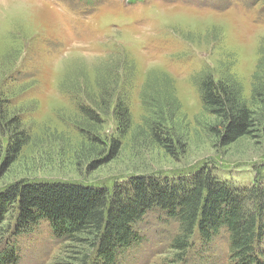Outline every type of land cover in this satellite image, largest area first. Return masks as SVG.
<instances>
[{
  "label": "rangeland",
  "instance_id": "rangeland-1",
  "mask_svg": "<svg viewBox=\"0 0 264 264\" xmlns=\"http://www.w3.org/2000/svg\"><path fill=\"white\" fill-rule=\"evenodd\" d=\"M2 1L0 103L29 141L11 161V130L0 132V191L21 181L102 185L155 174L191 182L204 166L242 188L264 174L263 128L223 145L198 86L204 70L216 79L229 73L251 100L264 0H19L22 10ZM163 74L180 104L166 147L165 134L159 139L148 127L141 95ZM129 77L131 126L122 131L114 109ZM13 217L14 210L0 225V256L13 249L11 264H76L71 242L48 220L16 235ZM138 229L142 239L117 264H236L226 227L208 242L196 231L180 256L171 245L181 233L177 220L153 211Z\"/></svg>",
  "mask_w": 264,
  "mask_h": 264
},
{
  "label": "trees",
  "instance_id": "trees-1",
  "mask_svg": "<svg viewBox=\"0 0 264 264\" xmlns=\"http://www.w3.org/2000/svg\"><path fill=\"white\" fill-rule=\"evenodd\" d=\"M261 55L251 100L243 97V88L234 81V75L228 73L216 79L212 71L199 74L203 108L218 121L212 129L223 145L251 135L257 127L264 131V50ZM129 81L130 77L114 109L122 131L131 126L132 91L126 89L132 87ZM141 95L151 114L146 119L148 127L159 139L165 134V139L160 140L164 147L172 144L170 122L180 108L173 81L166 74L149 78ZM2 106L0 103V132L5 135L8 127L11 130V141L5 150L13 152V161L29 136L20 120L9 119ZM88 113L94 116L92 110ZM4 156L7 159V153ZM263 179V172L258 171L252 185L237 188L204 166L191 182L172 181L163 174L136 175L102 185L21 181L0 191V225L12 210L16 235L48 220L59 239L71 242L69 251L76 264H117L119 257L142 239L138 228L147 215L157 211L179 224L181 233L171 244L178 256L189 252L196 231L208 242L221 227H226L231 259L236 264H264ZM14 257V250L9 249L0 256V264L14 263Z\"/></svg>",
  "mask_w": 264,
  "mask_h": 264
},
{
  "label": "bare ground",
  "instance_id": "bare-ground-1",
  "mask_svg": "<svg viewBox=\"0 0 264 264\" xmlns=\"http://www.w3.org/2000/svg\"><path fill=\"white\" fill-rule=\"evenodd\" d=\"M2 5L3 6H5V7H7V3H11V4H13V3H17L16 5L18 6V5H21V4H26V3H24V2H21V1H19V0H3L2 2ZM26 6V5H25ZM38 6V5H37ZM18 8V9H17ZM17 8H15V9H17V10H22V8H20L19 6L17 7ZM20 8V9H19ZM14 14H17V13H11L10 15H14Z\"/></svg>",
  "mask_w": 264,
  "mask_h": 264
}]
</instances>
